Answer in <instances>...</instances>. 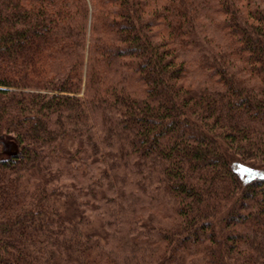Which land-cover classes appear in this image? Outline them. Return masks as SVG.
Listing matches in <instances>:
<instances>
[{
	"label": "trees",
	"instance_id": "trees-1",
	"mask_svg": "<svg viewBox=\"0 0 264 264\" xmlns=\"http://www.w3.org/2000/svg\"><path fill=\"white\" fill-rule=\"evenodd\" d=\"M0 264H264V0H0Z\"/></svg>",
	"mask_w": 264,
	"mask_h": 264
},
{
	"label": "rangeland",
	"instance_id": "rangeland-1",
	"mask_svg": "<svg viewBox=\"0 0 264 264\" xmlns=\"http://www.w3.org/2000/svg\"><path fill=\"white\" fill-rule=\"evenodd\" d=\"M5 147H6V151L7 152H10V151H12L14 148V146L11 144V142H7L6 144H5Z\"/></svg>",
	"mask_w": 264,
	"mask_h": 264
}]
</instances>
